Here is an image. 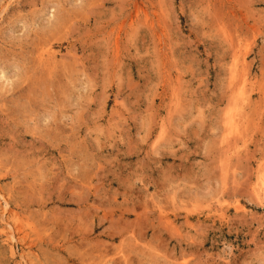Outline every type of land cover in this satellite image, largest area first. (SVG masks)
<instances>
[{"label":"rangeland","instance_id":"obj_1","mask_svg":"<svg viewBox=\"0 0 264 264\" xmlns=\"http://www.w3.org/2000/svg\"><path fill=\"white\" fill-rule=\"evenodd\" d=\"M0 264H264V0H0Z\"/></svg>","mask_w":264,"mask_h":264}]
</instances>
